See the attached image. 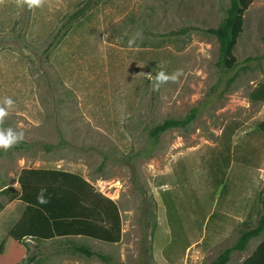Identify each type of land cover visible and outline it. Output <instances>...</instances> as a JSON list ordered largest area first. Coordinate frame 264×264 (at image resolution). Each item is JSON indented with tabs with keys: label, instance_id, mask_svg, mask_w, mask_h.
<instances>
[{
	"label": "rangeland",
	"instance_id": "obj_1",
	"mask_svg": "<svg viewBox=\"0 0 264 264\" xmlns=\"http://www.w3.org/2000/svg\"><path fill=\"white\" fill-rule=\"evenodd\" d=\"M87 1L0 5V106L14 101L0 128L30 143L0 155V189L18 187L24 167L77 171L123 216L122 240L103 264H211L262 212L264 102L250 93L264 82V0L246 11L235 48L241 66L230 80L221 77L216 36L202 30L220 24L230 0H94L67 28ZM25 10L28 38L16 42L9 35ZM138 31L143 39L129 47ZM161 70L183 75L154 91ZM195 106L188 127L134 157L153 125ZM252 245L228 264H240Z\"/></svg>",
	"mask_w": 264,
	"mask_h": 264
},
{
	"label": "trees",
	"instance_id": "obj_2",
	"mask_svg": "<svg viewBox=\"0 0 264 264\" xmlns=\"http://www.w3.org/2000/svg\"><path fill=\"white\" fill-rule=\"evenodd\" d=\"M254 0H230L226 15L218 26H210L203 31L216 36L219 42L218 66L221 77L232 79L238 74L241 63L235 54L239 38L245 30L246 11ZM94 0L87 3L70 15L65 26L70 27L95 5ZM22 27L11 30L9 35L16 42H24L28 38V27L31 14L25 10L21 15ZM57 38V37H56ZM229 79V80H230ZM254 102H264V82L257 84L250 93ZM200 106L193 107L182 118L168 117L153 125L148 133V146L139 150L134 157H148L160 143L161 136L173 128H186L198 116ZM264 130V120L260 123ZM30 143L23 140L10 150L29 147ZM47 150L54 145L45 144ZM0 150V155L3 153ZM18 183L21 191L16 192L11 186L0 189V209L4 207L1 197L5 194L9 200L20 199L26 204V209L20 220L0 241V264H19L28 252L25 237L52 238L58 235L81 234L110 243L120 242L123 236V219L118 203L98 190L91 181L79 173L63 169L51 168H22ZM41 189L48 203L37 201ZM264 233V199L262 212L257 225L241 232L234 246L227 248L211 264H228L233 251H246L249 241ZM87 256L97 255L106 261L110 257L95 253L88 248H79ZM264 259V239L257 249L240 264H261ZM260 261V262H259Z\"/></svg>",
	"mask_w": 264,
	"mask_h": 264
},
{
	"label": "crops",
	"instance_id": "obj_3",
	"mask_svg": "<svg viewBox=\"0 0 264 264\" xmlns=\"http://www.w3.org/2000/svg\"><path fill=\"white\" fill-rule=\"evenodd\" d=\"M34 168L63 169L60 167H41V166H36ZM63 170L79 173L77 171L68 170V169H63ZM81 175L84 176L89 181H91L85 175L83 174ZM11 187L16 192L21 191V186L19 185V183H18V187L16 185ZM97 189L100 190L98 187ZM100 191L105 194V192H103L102 190ZM1 200L4 203V207L0 209V231L3 230V232L5 233L4 234L5 237L7 233L14 227V225L22 217L26 209V204L18 198L9 200L7 195L5 194L1 197ZM123 233H124V229H123ZM255 238H257V240L254 241ZM255 238H252L250 240V241L253 240V245L247 257H249L257 249L259 244L264 239V238L260 239V237H255ZM25 242L28 245V252L25 258L19 264H103L104 259H102L97 255L87 256L84 253L80 252L79 248H88L95 253L106 255V250L109 249L111 245L119 243V242L110 243L89 236H84L81 234L58 235L47 239L27 236L25 237ZM261 264H264V259L261 260Z\"/></svg>",
	"mask_w": 264,
	"mask_h": 264
},
{
	"label": "clouds",
	"instance_id": "obj_4",
	"mask_svg": "<svg viewBox=\"0 0 264 264\" xmlns=\"http://www.w3.org/2000/svg\"><path fill=\"white\" fill-rule=\"evenodd\" d=\"M17 5L20 7L27 6L29 10H34L36 8L43 7L45 0H16ZM5 0H0V5H3ZM143 39L142 31H138L135 35L129 39L128 45L129 47H133L136 45L137 40ZM183 75L182 70H177L171 74H168L164 70L158 71L152 79V88L154 91H159L163 85L171 83H177L179 81L180 76ZM5 106H0V124L3 123L4 119L9 115V109L13 108L14 101L11 98H5L4 100ZM24 139L23 132H17L12 128L2 129L0 128V150L4 152L9 151L11 148L17 146ZM46 189H41L39 195L37 196V201L40 204L48 203V200L45 198L44 193Z\"/></svg>",
	"mask_w": 264,
	"mask_h": 264
}]
</instances>
